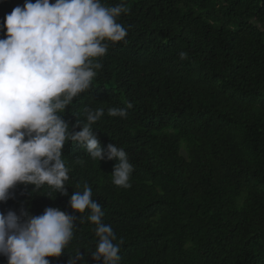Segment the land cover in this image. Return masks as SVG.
I'll return each instance as SVG.
<instances>
[{
    "label": "trees",
    "instance_id": "obj_1",
    "mask_svg": "<svg viewBox=\"0 0 264 264\" xmlns=\"http://www.w3.org/2000/svg\"><path fill=\"white\" fill-rule=\"evenodd\" d=\"M100 2L128 9L117 18L127 42L103 41L89 89L58 114L70 128L79 120L78 131L86 110L103 109L91 127L103 148L126 151L131 187L112 182L116 159H93L69 140L68 195L47 184L29 195L33 185L17 184L0 213L56 207L76 216L65 252L46 258L67 264L80 250L95 264L90 210L69 204L88 184L120 243L116 264H264V0ZM24 3L5 12L0 0V24ZM113 107L127 115L110 116Z\"/></svg>",
    "mask_w": 264,
    "mask_h": 264
},
{
    "label": "clouds",
    "instance_id": "obj_2",
    "mask_svg": "<svg viewBox=\"0 0 264 264\" xmlns=\"http://www.w3.org/2000/svg\"><path fill=\"white\" fill-rule=\"evenodd\" d=\"M15 1L6 0L5 12ZM127 11L123 3L104 7L100 0H25L6 14L0 24L6 29L0 38V202L12 197L17 184L33 185L29 195L45 184L56 194L68 195L70 170L62 150L69 140L83 145L93 159H116L112 182L131 187L134 169L126 151L114 143L103 148L91 127L104 110H86L87 122L78 131L73 128L80 126L79 120L70 128L58 114L89 89L94 69L102 67L93 58L107 52L103 41L127 42V29L117 22ZM179 55L182 60L187 57L185 52ZM108 114L125 117L127 112L113 107ZM69 204L79 213L90 210L88 219L99 238L90 253L95 264H116L120 243H114L112 227L103 223L105 213L92 199L91 186L74 191ZM77 219L56 207H47L40 215L24 210L20 215L13 210L0 213V254L7 257V264H50L46 257L65 252ZM78 262L88 264L80 250L69 255L67 264Z\"/></svg>",
    "mask_w": 264,
    "mask_h": 264
}]
</instances>
